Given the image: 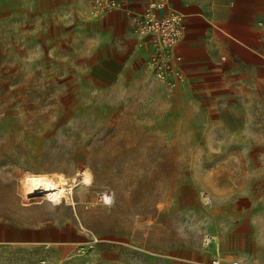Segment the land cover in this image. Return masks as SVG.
<instances>
[{
    "label": "rangeland",
    "instance_id": "1",
    "mask_svg": "<svg viewBox=\"0 0 264 264\" xmlns=\"http://www.w3.org/2000/svg\"><path fill=\"white\" fill-rule=\"evenodd\" d=\"M21 11L0 9V222L83 236L0 245V264H264V64L103 89L87 11ZM33 175L71 198L31 195Z\"/></svg>",
    "mask_w": 264,
    "mask_h": 264
},
{
    "label": "crops",
    "instance_id": "2",
    "mask_svg": "<svg viewBox=\"0 0 264 264\" xmlns=\"http://www.w3.org/2000/svg\"><path fill=\"white\" fill-rule=\"evenodd\" d=\"M147 2L127 0L123 8L99 17L90 13L91 0H1L0 9L40 16H79L87 11L92 26L103 35L101 50L90 61V77L107 89L131 76L155 77L146 63L150 38L136 31L137 16ZM169 10L184 16L186 32L175 55L187 80L219 78L232 72L234 65L264 64V0H167L159 13ZM82 236L73 228L0 222V245H75Z\"/></svg>",
    "mask_w": 264,
    "mask_h": 264
},
{
    "label": "built area",
    "instance_id": "3",
    "mask_svg": "<svg viewBox=\"0 0 264 264\" xmlns=\"http://www.w3.org/2000/svg\"><path fill=\"white\" fill-rule=\"evenodd\" d=\"M127 0H91L90 13L99 17L126 5ZM167 0H148L146 7L136 19V31L143 38L149 37L147 66L162 84L175 88L185 82L186 77L175 55V48L184 37L186 25L182 13L169 10L164 14ZM212 264H221L214 259ZM233 264H238L234 262Z\"/></svg>",
    "mask_w": 264,
    "mask_h": 264
},
{
    "label": "bare ground",
    "instance_id": "4",
    "mask_svg": "<svg viewBox=\"0 0 264 264\" xmlns=\"http://www.w3.org/2000/svg\"><path fill=\"white\" fill-rule=\"evenodd\" d=\"M27 184L28 189L30 187L31 195H35L38 191H41V193L47 194L49 197L56 200L62 199L64 196H67L69 199L71 198V194L73 192L71 187L68 188L64 184L63 179L58 180L50 177L33 175L29 177Z\"/></svg>",
    "mask_w": 264,
    "mask_h": 264
}]
</instances>
